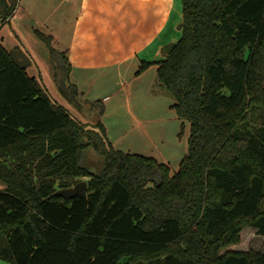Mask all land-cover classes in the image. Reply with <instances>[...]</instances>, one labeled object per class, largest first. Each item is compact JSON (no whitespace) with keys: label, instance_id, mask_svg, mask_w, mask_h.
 Instances as JSON below:
<instances>
[{"label":"trees","instance_id":"trees-1","mask_svg":"<svg viewBox=\"0 0 264 264\" xmlns=\"http://www.w3.org/2000/svg\"><path fill=\"white\" fill-rule=\"evenodd\" d=\"M16 3L0 0V19ZM181 4V38L164 48L156 78L190 125L174 175L154 157L114 148L100 120L104 103L80 98L52 37L36 31L55 83L94 123L54 102L27 73L26 54L0 43V260L264 264V252L225 251L247 227L264 237V0ZM89 150L102 159L97 173L85 162ZM84 178L81 195L53 196Z\"/></svg>","mask_w":264,"mask_h":264},{"label":"crops","instance_id":"crops-1","mask_svg":"<svg viewBox=\"0 0 264 264\" xmlns=\"http://www.w3.org/2000/svg\"><path fill=\"white\" fill-rule=\"evenodd\" d=\"M53 3L54 10L42 12L46 14L42 18L43 32L35 28L33 31L52 37L53 47L67 52L70 82L78 90L86 84L90 90L97 87L95 97L103 100L106 109L102 123L125 106L132 109V97L154 93L157 63L164 59V48L181 38V0H53ZM26 56L31 65L33 60ZM143 61L151 64L138 73ZM53 81L58 89L54 77ZM73 110L70 109L72 113ZM4 188L0 183V190Z\"/></svg>","mask_w":264,"mask_h":264},{"label":"rangeland","instance_id":"rangeland-1","mask_svg":"<svg viewBox=\"0 0 264 264\" xmlns=\"http://www.w3.org/2000/svg\"><path fill=\"white\" fill-rule=\"evenodd\" d=\"M16 1V9L12 17L8 21L0 19V43L10 51L15 49L26 51V54L33 60L26 69L29 76L36 77L54 102L64 105L69 110L74 109L72 114L83 121L94 123V119L88 118V115L78 107L74 108L54 86L53 67L48 59V47L33 31L35 28L43 32L41 24L45 22V19L42 18H45L46 14L42 12L54 10L53 0ZM37 19L41 20L40 24L36 23ZM155 83L152 95L132 97V109L123 107L117 115H109V120L103 122V125L106 128V138L115 149L130 154L154 157L159 162L169 165L171 175H174L188 153L190 125L185 122V127H183V121L178 117L173 107V97L157 85V79ZM88 86L89 84L80 87V98L85 102H103L102 99L95 97L97 96V87L90 90ZM96 86L98 85L96 84ZM110 92L112 91L110 90ZM254 115L255 119L261 122L263 117ZM85 162L93 171L92 173L101 170L102 159L91 150L87 151ZM87 179L84 178L82 181H87ZM160 183L161 180H159ZM262 209L264 210V203ZM240 237L239 243L231 244L227 248L234 251L252 249L264 252V237L259 236L254 228H245ZM0 264L10 263L0 260Z\"/></svg>","mask_w":264,"mask_h":264},{"label":"water","instance_id":"water-1","mask_svg":"<svg viewBox=\"0 0 264 264\" xmlns=\"http://www.w3.org/2000/svg\"><path fill=\"white\" fill-rule=\"evenodd\" d=\"M89 171L93 172L92 170ZM87 188H88L87 181H80L73 187L58 190L53 196H60L66 199H72L81 195L84 191H86Z\"/></svg>","mask_w":264,"mask_h":264}]
</instances>
